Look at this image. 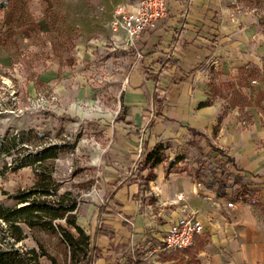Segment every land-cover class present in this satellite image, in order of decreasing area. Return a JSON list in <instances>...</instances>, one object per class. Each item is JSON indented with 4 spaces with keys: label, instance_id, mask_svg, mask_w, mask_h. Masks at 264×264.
I'll return each instance as SVG.
<instances>
[{
    "label": "rangeland",
    "instance_id": "1",
    "mask_svg": "<svg viewBox=\"0 0 264 264\" xmlns=\"http://www.w3.org/2000/svg\"><path fill=\"white\" fill-rule=\"evenodd\" d=\"M8 1L0 0L2 205L15 207L13 196L32 190L35 171H43L51 176L43 185L77 202L76 224L89 234L106 184L114 181L110 173L127 171L117 152H136L133 169L145 176L142 142L150 136L148 150H156L163 162L148 184L139 185L134 212L141 242L133 240V250L145 242L149 264H165L154 249L179 208L163 197L164 186L185 194L186 200L182 194L178 201L182 208L190 198L189 182L206 198L220 180L227 186L224 207L238 199H245L246 207L241 219L224 223L249 229L252 245L264 250V0H223V66H205L190 78L192 116L212 105L217 121L210 127L167 117L166 99L158 110L162 118L154 116L151 126L141 129L125 124L130 116L121 105L127 79L134 87L144 78L132 68L122 38L109 44V13L121 0H23V14L19 10L6 25ZM49 146L59 148L50 152L56 158L27 161ZM35 237L60 264H68L52 236L34 234L18 246H35ZM228 262L223 256V264ZM249 264H264V257Z\"/></svg>",
    "mask_w": 264,
    "mask_h": 264
},
{
    "label": "crops",
    "instance_id": "2",
    "mask_svg": "<svg viewBox=\"0 0 264 264\" xmlns=\"http://www.w3.org/2000/svg\"><path fill=\"white\" fill-rule=\"evenodd\" d=\"M39 1L34 0V3ZM119 3L118 1L112 6L108 19H110L112 9ZM224 19L223 0L167 1L166 18L160 22L157 30L144 36L136 45L143 52L142 59L135 61L134 51L129 50L133 59L132 68H137L142 74L144 78L142 83L146 86L148 96L142 89L138 88L139 85L131 87L129 79H127L126 85L122 88L124 95L123 104L121 105L124 115L130 116L129 121L125 122L126 125L130 127L133 125V128L137 126L140 129L150 127L152 123L149 122L152 121L154 116L162 118L158 110L160 111L163 108V104L167 99L168 106L165 109L167 117L172 115L171 118L175 119L174 117L177 115L176 117L179 118L184 117V120L189 124L198 122L211 127V124L216 120L212 112L214 110L211 108L212 105L197 108L201 111L199 116L194 117L190 112L195 101L192 97L194 94H192L193 89L190 85V78L205 66L218 64V62L223 66ZM117 43L119 42L111 36L109 44L112 46L117 45ZM80 54L82 55L81 50ZM125 86H127L126 89ZM171 105H174V108ZM146 115H148V118L145 117ZM137 132L130 131L134 134ZM122 140L125 141V137ZM146 141L149 149L150 136L143 142ZM117 153L118 159L124 163L127 171L118 174L110 173L113 175L114 181L107 183L105 188L104 195L107 190L111 189V185L116 180L119 179L123 182L120 189H117L106 203L103 198V204L108 205L117 216H106L98 212L95 225H93V221L90 223L88 235L92 237L97 247L103 251V257L94 264H126L125 260L119 259V255H117L121 246L128 245V248L133 251V240L141 242L138 236L139 229L142 228L141 222L138 220L139 218L136 219L134 208L137 206L138 190L142 181L129 186L126 176L129 177L131 172L134 171L132 163L136 158V152L121 150ZM164 188L163 197L165 196L167 200L172 201L174 205L178 204L177 207L179 208L178 213L174 212L177 217L166 225L164 235L170 225L182 216L183 207L186 208L188 213L196 214L204 226V233L198 237L204 243L202 252L197 256L201 264H223V256L230 260L229 264H249L256 262L260 257H264V250L252 245L250 238L253 236L249 229L242 231L238 227L224 223L226 219L234 221L243 217L246 212L243 202L237 201L238 203L234 205L233 210L227 209L224 207L225 198H219L215 194H209L206 198H201L197 192L198 187L189 182L190 198L187 199V205L181 208L176 197L183 193L174 194L169 192L166 186ZM183 195L185 196V194ZM186 198L185 196V200ZM100 218L103 219L105 226L114 231L115 237L112 240L95 236ZM127 219L131 220L129 221L130 229L123 226V223L128 222ZM140 245V249L134 251L144 260L142 264H149L148 253L150 251L146 250L145 242ZM154 252L158 253L165 264L174 262L166 261L163 253L158 252L157 249H154ZM183 258L187 260L186 256H183Z\"/></svg>",
    "mask_w": 264,
    "mask_h": 264
},
{
    "label": "trees",
    "instance_id": "3",
    "mask_svg": "<svg viewBox=\"0 0 264 264\" xmlns=\"http://www.w3.org/2000/svg\"><path fill=\"white\" fill-rule=\"evenodd\" d=\"M19 2L21 4L18 5ZM22 2L23 0L8 1L6 25L12 22L11 18H14V14L18 13L19 10L21 15L23 14ZM18 27H22V25L19 23ZM138 88L142 89L148 96L144 83ZM145 117L148 118V115ZM189 131L192 134L196 133L194 129H189ZM3 147L0 145V151ZM142 148L147 174L143 176L135 168L128 177L129 186L136 185L139 181L148 184L154 178V168L163 162L162 156L157 155L156 150H148L147 141L143 142ZM57 149H59L57 146H49L39 151L32 160L29 157L27 161L41 163L46 159H54L56 154L50 155V152ZM28 165L27 162L19 168ZM50 177V175L46 176L43 171L36 170V183L33 189L13 196L12 199L16 203L15 207H5L0 203V264H44V260L47 264H60L36 237L35 246L28 249L18 246L30 236L38 233L52 236L57 240L63 248V254L68 264H94L103 257V251L97 247L92 237L76 224L77 202L74 199H67V193L58 196L56 189L51 188L49 184L43 185L45 181L51 183ZM122 185L123 182L119 179L111 185V189L107 190L103 196L105 203ZM226 190L227 186L220 180L215 195L219 198H226L228 195ZM238 200L243 201L245 199ZM105 203L99 207V213L106 216H117ZM127 220L128 222L123 223V226L130 229L129 221L131 220ZM58 221H63L64 225ZM95 236L112 240L115 234L113 230L105 226L103 219L100 218ZM195 241L193 246L182 252L163 253L164 259L166 261L178 260L183 264H201L197 256L202 252L204 243L198 237ZM117 255H119V259L125 260L126 264H142L144 261L137 252L132 251L125 244L121 246ZM183 256H186L187 260H184Z\"/></svg>",
    "mask_w": 264,
    "mask_h": 264
},
{
    "label": "built area",
    "instance_id": "4",
    "mask_svg": "<svg viewBox=\"0 0 264 264\" xmlns=\"http://www.w3.org/2000/svg\"><path fill=\"white\" fill-rule=\"evenodd\" d=\"M168 0H121L111 12L108 29L116 41L123 39L124 48L134 51L135 61H140L142 52L136 47L144 36L157 30L167 15ZM183 201V195L177 196ZM227 208L233 209L232 202ZM204 233L203 223L196 214L182 209V216L170 225L157 250L160 253L182 252L194 245L197 237Z\"/></svg>",
    "mask_w": 264,
    "mask_h": 264
}]
</instances>
